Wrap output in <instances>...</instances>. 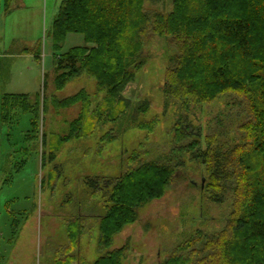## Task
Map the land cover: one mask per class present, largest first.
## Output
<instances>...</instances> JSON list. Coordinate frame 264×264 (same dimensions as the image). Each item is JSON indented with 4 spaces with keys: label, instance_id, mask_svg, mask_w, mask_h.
<instances>
[{
    "label": "rangeland",
    "instance_id": "obj_1",
    "mask_svg": "<svg viewBox=\"0 0 264 264\" xmlns=\"http://www.w3.org/2000/svg\"><path fill=\"white\" fill-rule=\"evenodd\" d=\"M64 1L13 0L6 9L0 0V264H65L67 256L70 264H93L121 249V264L197 256L195 247L203 249L226 228L232 195L211 201L206 165L177 150L192 140L206 149L213 132L234 146L245 113L229 95L191 105L184 125L193 138L178 142L181 109L174 101L165 105L167 73L178 51L158 36L145 47L148 59L123 91L124 102L110 106L86 72L59 88L56 57L86 45L83 35L69 34L54 49L52 26ZM144 8L168 14L173 0H148ZM79 93L89 100L63 106ZM10 94L26 96L30 111L24 113L19 103L6 105ZM81 118L78 132L66 141ZM153 162L171 163L172 185L141 203L135 220L103 248L100 227L114 185ZM78 232L77 247L65 253L73 248L70 235Z\"/></svg>",
    "mask_w": 264,
    "mask_h": 264
},
{
    "label": "trees",
    "instance_id": "obj_2",
    "mask_svg": "<svg viewBox=\"0 0 264 264\" xmlns=\"http://www.w3.org/2000/svg\"><path fill=\"white\" fill-rule=\"evenodd\" d=\"M146 1H64L52 26L54 49L59 51L69 34L83 35L86 45L56 57V84L62 88L86 72L114 106L124 102L123 91L146 64L145 47L154 37L169 39L178 53L167 73L165 105L174 101L181 109L182 118L175 126L177 141L193 138L184 125L191 105L212 103L221 95L234 98L246 119L234 146L222 143L221 134L213 132L206 149L199 140H192L177 150L206 165L209 199L219 203L231 194L233 210L219 236L208 238L201 250L194 248L197 256L176 254L166 264H264V0H173L168 14L145 11ZM3 2L10 9L13 0ZM27 99L24 95L4 97L6 105L19 103L24 113L31 108ZM87 100L85 93H79L62 104L70 107ZM82 119L76 120L66 141L78 132ZM170 164L148 163L117 180L112 206L102 216L103 248L135 220L141 203L172 185L175 169ZM80 235H70L73 248L69 246L65 253L77 247ZM122 252L106 254L93 264H121ZM72 261L67 256L61 262Z\"/></svg>",
    "mask_w": 264,
    "mask_h": 264
}]
</instances>
